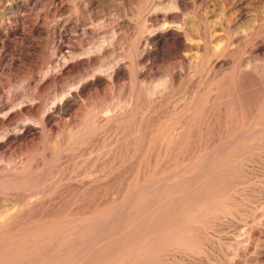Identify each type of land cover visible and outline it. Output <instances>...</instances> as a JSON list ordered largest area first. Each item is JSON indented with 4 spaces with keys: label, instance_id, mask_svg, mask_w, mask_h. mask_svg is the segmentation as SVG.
I'll return each instance as SVG.
<instances>
[{
    "label": "rangeland",
    "instance_id": "1",
    "mask_svg": "<svg viewBox=\"0 0 264 264\" xmlns=\"http://www.w3.org/2000/svg\"><path fill=\"white\" fill-rule=\"evenodd\" d=\"M184 1L0 0V264H264V0Z\"/></svg>",
    "mask_w": 264,
    "mask_h": 264
},
{
    "label": "bare ground",
    "instance_id": "2",
    "mask_svg": "<svg viewBox=\"0 0 264 264\" xmlns=\"http://www.w3.org/2000/svg\"><path fill=\"white\" fill-rule=\"evenodd\" d=\"M186 5V2L184 1V0H175V5L174 6H178V7H183V6H185ZM177 7V8H178ZM182 29L184 30V27L183 26H181V25H179V24H177L176 25V27L173 29H167V28H162L160 31H158V32H156V33H152L151 35H148L149 37V40H151V41H153L155 44L157 43V45L159 44V45H161V44H166L170 39H173V38H178L179 39V41H180V44L182 43V39H183V37H181V35H183V34H181V31H182ZM185 35V34H184ZM187 36V35H186ZM185 39V38H184ZM183 39V40H184ZM178 41V42H179ZM184 42V41H183ZM186 42V41H185ZM182 45V44H181ZM191 45V44H190ZM146 51H148V50H145V52ZM120 70H113V75L115 76V75H118V74H120ZM102 82L100 81V79H97L96 81H94L93 83H91L92 84V86H94V85H97V84H101ZM84 90H86L87 89V85H85L84 87ZM66 107H68V108H70V107H72V104H71V102L69 101V100H67L66 101ZM107 112H108V110H107ZM48 116L46 117V120L48 121V122H50L51 121V116L52 115H49V114H47ZM19 133V132H18ZM12 135V134H11ZM7 136H8V134H7ZM13 138V137H12ZM4 139H6V138H4ZM0 144H1V142H0ZM0 147H3V146H1L0 145ZM197 173V172H196ZM188 175V174H187ZM139 188V187H138ZM27 196V195H26ZM152 196V195H151ZM10 197V196H9ZM126 208V207H125ZM115 212V211H114ZM131 213V212H130ZM13 214V212H11V213H6V214H3L2 215V217H1V219H0V226L1 225H3L5 222H8L9 223V221L8 220H11L12 218H13V216L12 217H10L11 215ZM199 218V217H198ZM7 220V221H6ZM112 220V219H111ZM159 221V220H158ZM122 224V223H121ZM33 226V225H32ZM158 226V225H157ZM172 230V229H171ZM154 231V230H153ZM179 233V232H178ZM76 242V241H75ZM100 246V245H99ZM51 248V247H50ZM65 248V247H64ZM60 251V250H59ZM91 253V252H90ZM37 258V257H36ZM35 258V259H36ZM127 258V257H126ZM138 258V257H137ZM88 259V258H87ZM62 260V259H61ZM83 261H85V260H83ZM133 261V260H132ZM76 264V263H75Z\"/></svg>",
    "mask_w": 264,
    "mask_h": 264
}]
</instances>
